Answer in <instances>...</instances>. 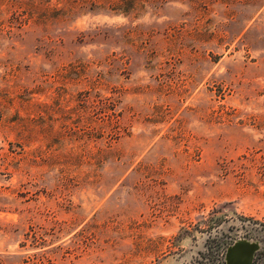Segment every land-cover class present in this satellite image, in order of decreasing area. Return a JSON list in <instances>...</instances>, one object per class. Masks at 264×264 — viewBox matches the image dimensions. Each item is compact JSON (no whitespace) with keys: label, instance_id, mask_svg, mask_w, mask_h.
<instances>
[{"label":"rangeland","instance_id":"obj_1","mask_svg":"<svg viewBox=\"0 0 264 264\" xmlns=\"http://www.w3.org/2000/svg\"><path fill=\"white\" fill-rule=\"evenodd\" d=\"M264 264V0H0V264Z\"/></svg>","mask_w":264,"mask_h":264},{"label":"water","instance_id":"obj_2","mask_svg":"<svg viewBox=\"0 0 264 264\" xmlns=\"http://www.w3.org/2000/svg\"><path fill=\"white\" fill-rule=\"evenodd\" d=\"M259 248L257 241L235 240L225 252V264H253L255 251Z\"/></svg>","mask_w":264,"mask_h":264},{"label":"flooded vegetation","instance_id":"obj_3","mask_svg":"<svg viewBox=\"0 0 264 264\" xmlns=\"http://www.w3.org/2000/svg\"><path fill=\"white\" fill-rule=\"evenodd\" d=\"M254 259H255V254H254V257H253V264H256V262H255V260H254Z\"/></svg>","mask_w":264,"mask_h":264}]
</instances>
